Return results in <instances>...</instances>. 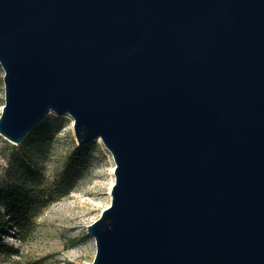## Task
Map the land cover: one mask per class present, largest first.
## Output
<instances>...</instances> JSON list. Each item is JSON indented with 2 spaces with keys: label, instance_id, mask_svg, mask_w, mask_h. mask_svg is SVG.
<instances>
[{
  "label": "water",
  "instance_id": "95a60500",
  "mask_svg": "<svg viewBox=\"0 0 264 264\" xmlns=\"http://www.w3.org/2000/svg\"><path fill=\"white\" fill-rule=\"evenodd\" d=\"M0 66L2 137L112 155L91 264H264V0H0Z\"/></svg>",
  "mask_w": 264,
  "mask_h": 264
},
{
  "label": "rangeland",
  "instance_id": "374dc122",
  "mask_svg": "<svg viewBox=\"0 0 264 264\" xmlns=\"http://www.w3.org/2000/svg\"><path fill=\"white\" fill-rule=\"evenodd\" d=\"M0 66V116L5 103ZM73 119L49 112L19 144L0 135V198L27 196L18 226L0 204V264H91L87 226L111 204L114 161L99 138L77 144Z\"/></svg>",
  "mask_w": 264,
  "mask_h": 264
},
{
  "label": "trees",
  "instance_id": "16d2710c",
  "mask_svg": "<svg viewBox=\"0 0 264 264\" xmlns=\"http://www.w3.org/2000/svg\"><path fill=\"white\" fill-rule=\"evenodd\" d=\"M0 204L7 210L8 216L12 218L18 226L25 221V209L30 205L27 196L16 191L5 192L0 198ZM4 226V216L0 213V229ZM0 244V252L2 250Z\"/></svg>",
  "mask_w": 264,
  "mask_h": 264
}]
</instances>
